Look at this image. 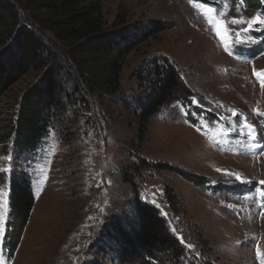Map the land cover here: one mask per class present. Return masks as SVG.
Here are the masks:
<instances>
[{"label":"rangeland","instance_id":"rangeland-1","mask_svg":"<svg viewBox=\"0 0 264 264\" xmlns=\"http://www.w3.org/2000/svg\"><path fill=\"white\" fill-rule=\"evenodd\" d=\"M99 1L106 27L122 15L132 27L159 22L164 30L140 41L126 56L121 92L112 102L97 101L91 114L98 117L100 130L84 127L77 133L63 132L59 122L33 154L17 155L10 149L0 155V164L26 174L34 196L10 257L0 238V264L95 260L112 264L96 254L95 246L116 216H132L136 198L170 221L180 241L183 238L193 255L201 256L200 264H260L264 259V184L260 183L264 152L253 146L244 123L255 129L264 145V88L254 75L264 74V44L260 42L262 51L248 59L237 44L256 42L254 33L263 23L248 32V22L254 17L264 21V11L251 9L241 0ZM210 19L245 23H229L227 35L220 29L222 43ZM153 60L171 64L191 97L189 103L176 101L163 107L143 126L139 109L147 91L140 73L144 76V68ZM36 79V74H30L12 88L0 104V119L6 103L20 97ZM138 159L148 166L132 175L130 169L140 164ZM12 171L0 172L8 204ZM235 186L244 192H233ZM167 195L173 198L175 211ZM157 257L166 259L162 254ZM131 264L140 262L135 259Z\"/></svg>","mask_w":264,"mask_h":264},{"label":"trees","instance_id":"trees-1","mask_svg":"<svg viewBox=\"0 0 264 264\" xmlns=\"http://www.w3.org/2000/svg\"><path fill=\"white\" fill-rule=\"evenodd\" d=\"M192 1L208 4L206 0ZM241 1L264 11V0L262 4L261 0ZM126 23L124 16L116 15L106 27L99 0H0V104L24 77L37 75L34 85L6 103L7 110L0 119V155L10 149L17 155L33 154L59 122L63 132L77 133L84 127L100 130L98 117L91 114L97 101L112 102L121 92L126 56L140 41L164 30L159 22L134 27ZM257 37L264 44V23ZM253 48L258 54L260 43ZM142 73L140 82L147 91L139 102L143 126L163 107L176 101L190 102L191 96L171 64L153 60ZM138 161L140 164L130 169L132 175L148 166ZM25 176L23 171L9 175V219L4 238L9 256L33 208L34 196ZM232 191L244 190L235 186ZM167 203L175 211V202L168 195ZM132 208L130 218L118 215L103 229V240L95 246L103 261L201 263V256L193 255V248L181 243L175 228L156 207L136 198ZM158 254L166 259H159Z\"/></svg>","mask_w":264,"mask_h":264},{"label":"snow or ice","instance_id":"snow-or-ice-1","mask_svg":"<svg viewBox=\"0 0 264 264\" xmlns=\"http://www.w3.org/2000/svg\"><path fill=\"white\" fill-rule=\"evenodd\" d=\"M219 15L222 17L224 15V13L220 12ZM208 23L210 24V26H212L214 33L218 36V38L221 39V42L223 43V37L221 36L220 29H222L224 34L227 35L231 31L228 28L229 23H232V24L245 23V21L243 19H241L240 21H236L235 19H233L231 21H227L224 19H220V20H211L210 19L208 21ZM248 23H249V28L246 31L250 32L254 25L264 23V21H261L259 17H254ZM237 35H239V33H237ZM225 51H228L230 55L233 54L232 51H230L227 46H225ZM254 75L257 76V78L260 80L261 87L264 88V74L254 72ZM233 115H236L235 112L233 113ZM244 127H246L248 129V136L255 142L253 146L260 148L262 150V152H264V145H261L259 143L257 136L254 134L255 129L252 128L250 125H248L246 121L244 123ZM11 159H12V157L9 156L8 160L11 161ZM12 170H13V168L10 164H9V166H4L3 164H0V172L7 173V172H10ZM236 179L238 181H240L241 177L239 175H237ZM241 182H243V181H241ZM260 183L264 184V181H261ZM4 188H5V186L2 184V182H0V238H2L4 236L5 230L8 227L7 219H8L9 204H8V200H7V192L4 190ZM261 194L264 195V193H261ZM262 214H264V213H262ZM181 243H184L183 238H181ZM189 247H191V246H189ZM260 258H261V253H260L259 248H257V259H260ZM260 264H264V259H260Z\"/></svg>","mask_w":264,"mask_h":264}]
</instances>
